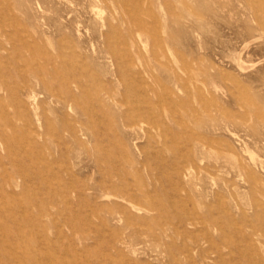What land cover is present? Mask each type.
<instances>
[{"label": "rangeland", "instance_id": "374dc122", "mask_svg": "<svg viewBox=\"0 0 264 264\" xmlns=\"http://www.w3.org/2000/svg\"><path fill=\"white\" fill-rule=\"evenodd\" d=\"M0 264H264V0H0Z\"/></svg>", "mask_w": 264, "mask_h": 264}, {"label": "bare ground", "instance_id": "6f19581e", "mask_svg": "<svg viewBox=\"0 0 264 264\" xmlns=\"http://www.w3.org/2000/svg\"><path fill=\"white\" fill-rule=\"evenodd\" d=\"M182 31V30H181Z\"/></svg>", "mask_w": 264, "mask_h": 264}]
</instances>
